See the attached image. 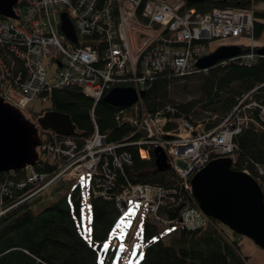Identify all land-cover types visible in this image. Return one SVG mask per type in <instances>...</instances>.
<instances>
[{
	"label": "built area",
	"instance_id": "built-area-1",
	"mask_svg": "<svg viewBox=\"0 0 264 264\" xmlns=\"http://www.w3.org/2000/svg\"><path fill=\"white\" fill-rule=\"evenodd\" d=\"M24 1L26 7L19 20L0 19V98L21 112L29 113L35 100L49 104L53 93L65 88L82 89L96 104L116 87H130L140 94L161 74L184 79L206 72L197 64L212 53L207 42L218 39L248 38L250 53L241 56L246 65L255 63L257 57L264 58L255 53V22L250 10L214 9L201 15L194 8L188 9L186 0ZM63 14L74 26L75 43L62 31ZM255 91L245 94L211 130L202 123L187 124L161 113L140 117L123 116V111L118 114L119 123L133 126L132 135L142 133L134 144L142 148L143 158L148 159L155 149L164 151L170 164L167 172L175 180L170 188L126 180L119 192L118 170L132 166L133 160L128 152L118 154L120 146L108 143L97 126L82 145L74 136L39 126L40 159L57 167L52 175L26 168L28 182L40 190L59 182L80 185L89 195L121 204L116 205L121 219L114 240L119 254L128 253L134 240L139 242L148 215L164 227L207 228L212 219L200 208L191 207L187 197H193L194 176L212 161L229 158L232 169H243L264 192V165H257L255 178L240 160L235 142L250 124L264 132V105L254 100ZM141 103L140 98L133 107ZM255 112L261 123L252 118ZM169 124L174 127L167 130ZM161 210L174 213V218L160 215ZM128 261V256L122 261L115 258L111 264Z\"/></svg>",
	"mask_w": 264,
	"mask_h": 264
},
{
	"label": "trees",
	"instance_id": "trees-1",
	"mask_svg": "<svg viewBox=\"0 0 264 264\" xmlns=\"http://www.w3.org/2000/svg\"><path fill=\"white\" fill-rule=\"evenodd\" d=\"M25 7L26 2L21 0L16 7L17 14L22 15ZM187 8H194L201 15L214 9L250 10L254 14L255 41L264 32V0H212L187 3ZM207 43L211 45V42ZM239 46L242 47V56L250 53L249 46ZM261 48L264 47L257 46L255 53ZM255 89L254 100L264 105V58L258 57L250 65L237 58L184 79L161 74L146 89L142 103L137 107L117 108L104 99L95 104L82 89L72 87L56 90L51 102L41 111H30L34 117L51 111L68 115L76 128L74 137L81 145L97 126L108 143L120 146L118 154L128 152L133 165L118 170L119 192L126 180L133 184H159L170 188L175 183L174 176L170 172H158L153 152L148 159L143 158L142 148L134 144L142 133L131 137L133 126L119 123L118 114L123 111V116L140 117L143 113H161L168 118L183 119L187 124L202 123L206 130H211L221 124L245 94ZM252 118L260 122L258 112ZM262 124L264 127V122ZM173 127L174 124H169L167 130ZM235 142L240 160L256 178L257 165H264V132L250 124L243 128ZM56 167L57 164L50 166L40 159L35 170L39 174L52 175ZM233 170L243 172L239 168ZM28 173V170H18L0 174V264H101V261L111 264L116 258L112 235L118 232L121 219L116 202L93 194L88 196L91 216L87 221L90 231L86 235L83 224L87 207L83 203L84 192L80 185L73 186L69 194L53 201L60 188L51 191V186L40 190L39 186L28 182ZM44 199L50 200L49 204L37 211L38 203ZM187 199L199 208L194 197L188 194ZM160 213L174 218V213L166 210ZM141 238L144 251L135 257L134 261L141 256L137 264L248 262V257L240 250L239 239L243 236L213 218L212 224L204 229H161L148 215Z\"/></svg>",
	"mask_w": 264,
	"mask_h": 264
},
{
	"label": "water",
	"instance_id": "water-1",
	"mask_svg": "<svg viewBox=\"0 0 264 264\" xmlns=\"http://www.w3.org/2000/svg\"><path fill=\"white\" fill-rule=\"evenodd\" d=\"M20 1L0 0V16L19 20L16 7ZM186 1L200 4L212 0ZM62 31L72 42H76L74 26L66 14L62 15ZM258 54L264 55V48L259 49ZM241 55L242 47L239 45L220 46L200 59L197 66L200 70H208ZM145 94L146 91L138 94L130 87H116L104 97V101L113 107L129 109ZM37 121L45 131L51 130L64 136L75 134V125L68 115L51 111L44 113ZM40 144L36 124L26 120L19 109L0 98V174L36 167L40 159ZM154 158L158 172L170 170L162 149H155ZM191 185L192 195L205 215L264 250V192L253 177L233 170L232 161L222 158L212 161L197 173Z\"/></svg>",
	"mask_w": 264,
	"mask_h": 264
},
{
	"label": "rangeland",
	"instance_id": "rangeland-1",
	"mask_svg": "<svg viewBox=\"0 0 264 264\" xmlns=\"http://www.w3.org/2000/svg\"><path fill=\"white\" fill-rule=\"evenodd\" d=\"M258 42H260V44H261V47H264V32L262 33V35L257 39V43ZM226 45H243V46H249L250 44H249V40H248V38H246V37H242V38H232V37H229V38H225V39H218V40H215V41H212L211 42V45H210V47H211V50L212 51H214V50H216L218 47H220V46H226ZM255 45H256V41H255ZM256 50V49H255ZM242 56V55H241ZM237 57V58H239V59H241L242 57ZM237 58H235V59H237ZM258 58V57H257ZM261 58H263V57H261ZM243 59V58H242ZM241 59V60H242ZM244 60H245V58H244ZM243 60V61H244ZM47 106H44V105H41L38 101H34L33 103H31L30 104V106H29V110H34V111H37V112H39V111H41L42 109H44V108H46ZM133 108V107H132ZM23 114H24V118L26 119V120H29L30 122H32V120L34 121L33 123L34 124H36V126H37V128H38V134H39V136H40V133H39V127H38V119L36 120H34L33 118H36V117H34V115H32V112L30 111L29 113H27V112H23ZM26 115H27V117H26ZM28 117H30V118H28ZM136 135V134H135ZM135 135H132L131 137H133V136H135ZM139 140H141V139H139ZM56 188H60V190L57 192V194L53 197V201H56V200H59V199H61L62 197H64L66 194H69L70 193V191H71V186L70 185H68V183L66 182H59V183H56L55 185H53L52 187H51V191H53V190H55ZM49 202H50V200H47V199H44L43 201H41L40 203H38V205H37V211L38 210H42L44 207H46L48 204H49ZM88 202H89V197L84 193L83 194V203H84V205H85V208H86V205L88 204ZM116 205H119L118 207H120L121 206V204H116ZM191 207H194L193 205H191ZM196 208V207H195ZM160 215H164L163 213L162 214H160ZM151 219L154 221V223H156L161 229L162 228H164V225H162V224H159V222L154 218V216H151ZM212 219V218H211ZM139 220L141 221L142 220V218H139ZM156 220V221H155ZM137 223L138 224H140L138 221H137ZM84 229H85V234L87 235L88 234V232L90 231V224H89V222H87V220H84ZM118 232L117 233H114L113 235H112V238L113 239H116L117 238V236H118ZM246 238V237H245ZM133 242H134V248L132 247V244H133ZM130 245H129V247H128V255L130 256V252H131V250L132 251H141V253L144 251V246H143V240H142V238L139 240V242H135V240L133 241ZM112 246H113V243H112ZM257 246V245H256ZM130 248H132V249H130ZM256 248H258V250H260V252H264V250L262 249V248H260V247H256ZM243 253L246 255V257H248V255H249V253H248V251L245 249V248H243ZM140 259H141V256H139L138 258H136V260L134 261L135 262V264H137L139 261H140ZM101 260H103V258H101ZM260 261H261V258L259 257V256H257V254L255 255V256H253V258L251 259V258H249L248 257V262H250V264H261L260 263ZM126 261H124V263H125ZM247 262V263H248ZM128 263L129 264H132V262H130V261H128Z\"/></svg>",
	"mask_w": 264,
	"mask_h": 264
},
{
	"label": "crops",
	"instance_id": "crops-1",
	"mask_svg": "<svg viewBox=\"0 0 264 264\" xmlns=\"http://www.w3.org/2000/svg\"><path fill=\"white\" fill-rule=\"evenodd\" d=\"M256 46L261 47L260 42L257 43V40H256ZM239 242H240V250L245 257H246V255L243 253V248H245L248 251V253H249L248 257L249 258L252 259L253 256H255L257 254V256H259L261 258L260 263L264 264V252H260V250H258V248H256L258 246H256L253 241H251L248 238L243 237V238L239 239ZM247 264H250V262H248Z\"/></svg>",
	"mask_w": 264,
	"mask_h": 264
},
{
	"label": "snow or ice",
	"instance_id": "snow-or-ice-1",
	"mask_svg": "<svg viewBox=\"0 0 264 264\" xmlns=\"http://www.w3.org/2000/svg\"><path fill=\"white\" fill-rule=\"evenodd\" d=\"M132 214H134V213H130L129 215H132ZM104 248H105V250H107V248H108V245H107V244H105V245H104ZM101 264H103V261H101Z\"/></svg>",
	"mask_w": 264,
	"mask_h": 264
},
{
	"label": "flooded vegetation",
	"instance_id": "flooded-vegetation-1",
	"mask_svg": "<svg viewBox=\"0 0 264 264\" xmlns=\"http://www.w3.org/2000/svg\"><path fill=\"white\" fill-rule=\"evenodd\" d=\"M44 114H42V115H38L37 117H36V120L37 119H39L40 117H42Z\"/></svg>",
	"mask_w": 264,
	"mask_h": 264
},
{
	"label": "bare ground",
	"instance_id": "bare-ground-1",
	"mask_svg": "<svg viewBox=\"0 0 264 264\" xmlns=\"http://www.w3.org/2000/svg\"><path fill=\"white\" fill-rule=\"evenodd\" d=\"M153 82V81H152ZM40 147V146H39ZM38 152H39V148H38ZM150 216V215H149ZM212 224V223H211Z\"/></svg>",
	"mask_w": 264,
	"mask_h": 264
}]
</instances>
